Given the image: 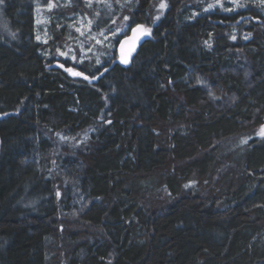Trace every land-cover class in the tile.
<instances>
[{"label":"trees","instance_id":"trees-1","mask_svg":"<svg viewBox=\"0 0 264 264\" xmlns=\"http://www.w3.org/2000/svg\"><path fill=\"white\" fill-rule=\"evenodd\" d=\"M46 1L0 0V264H264V0Z\"/></svg>","mask_w":264,"mask_h":264},{"label":"rangeland","instance_id":"rangeland-1","mask_svg":"<svg viewBox=\"0 0 264 264\" xmlns=\"http://www.w3.org/2000/svg\"><path fill=\"white\" fill-rule=\"evenodd\" d=\"M68 1L69 0H47L45 2V8H46L45 10H47V11L52 10L54 8V6L56 5V3L68 4ZM85 1L89 4L91 0H85ZM246 1L247 0H213V2L221 5L225 9H232V8H234L233 6H236V5H246ZM40 4H43V3L40 2ZM207 7H208V5H207ZM198 13L199 12L196 9L190 8L187 11V16L190 15V17H195L198 15ZM36 17L38 19L37 29H38L40 40H45L48 36L47 24L49 23L48 21L51 18V15L49 13H45V11L39 6V8L36 11ZM69 17H68L69 19H67V20H70L71 22H73L75 24V26L80 30L79 31L80 34L83 33V35L81 34V38L79 39V42H78V45L81 47L80 59H85V58L88 59L87 57H90V53H92L94 51V48H95L94 46L96 44H101L100 47L102 49H105L107 46H109V44H110L109 43V35L114 36V33L115 34L116 33H121V34L125 33V31H123L122 28L121 29L118 28V29H116L117 31H115V30L102 31L98 35L90 34L87 36L89 25H90V19L85 14H81L79 12L73 13ZM65 18H67V17H65ZM140 25H142L143 28H146L149 30V28L145 24L141 23ZM134 26H132L130 28V30L128 31V34L131 33V29ZM148 35H149V33L146 34V37H148ZM105 37H107V39H105ZM97 40L101 41V43H97ZM116 58H117V56H116Z\"/></svg>","mask_w":264,"mask_h":264},{"label":"water","instance_id":"water-1","mask_svg":"<svg viewBox=\"0 0 264 264\" xmlns=\"http://www.w3.org/2000/svg\"><path fill=\"white\" fill-rule=\"evenodd\" d=\"M140 25V24H137ZM137 25H135L131 29V33L128 35L123 36L117 46H116V54L117 63L122 67H129L133 61L134 56L138 52L140 46L143 44V42L146 39V35H140L139 32L135 33L133 32V29L137 28ZM130 53V55H129ZM122 54L127 57L128 63L124 64L121 62V56Z\"/></svg>","mask_w":264,"mask_h":264},{"label":"snow or ice","instance_id":"snow-or-ice-1","mask_svg":"<svg viewBox=\"0 0 264 264\" xmlns=\"http://www.w3.org/2000/svg\"><path fill=\"white\" fill-rule=\"evenodd\" d=\"M159 7H160V8H164V7H165V4L161 3ZM209 7H212V5H209ZM157 18H158V17H157ZM125 20H128V17H125ZM129 26H130V25H124L125 28H127V27H129ZM77 31H80V30L77 29ZM133 32H134V34L137 33V32H139L140 35H146V34L149 33V30L146 29V28H143L142 25H137V28L133 29ZM81 34L83 35V33H81ZM114 35H115V33H114ZM105 39H107V37H105ZM233 39H235V37H233ZM97 43H101V41L97 40ZM61 55H66V54H65V53H61ZM129 55H130V53H129ZM73 58L75 59V57H73ZM96 62H97V64H99V63H100L99 59H97ZM121 62L124 63V64H127V63H128V59H127V57L124 56L123 54H122V56H121ZM61 67H63V65H61ZM66 71H68V72L71 73L72 75H80V74H81V73H79V72H74L72 68H67ZM84 78H85V79H88L87 76H85ZM93 78H95V77H93ZM260 134H261V135H264V128H262ZM58 195H59V194H58Z\"/></svg>","mask_w":264,"mask_h":264}]
</instances>
